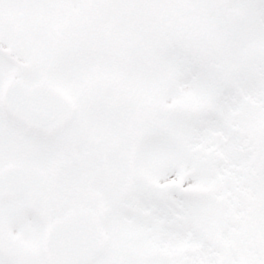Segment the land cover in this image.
Listing matches in <instances>:
<instances>
[{"label": "snow or ice", "instance_id": "obj_1", "mask_svg": "<svg viewBox=\"0 0 264 264\" xmlns=\"http://www.w3.org/2000/svg\"><path fill=\"white\" fill-rule=\"evenodd\" d=\"M0 264H264V0H0Z\"/></svg>", "mask_w": 264, "mask_h": 264}]
</instances>
